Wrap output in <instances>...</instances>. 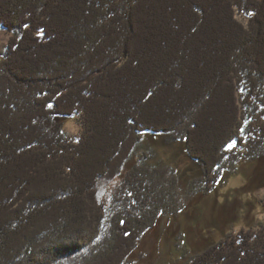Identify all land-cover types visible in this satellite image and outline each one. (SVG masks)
Segmentation results:
<instances>
[{"label":"trees","instance_id":"trees-1","mask_svg":"<svg viewBox=\"0 0 264 264\" xmlns=\"http://www.w3.org/2000/svg\"><path fill=\"white\" fill-rule=\"evenodd\" d=\"M0 29V264H130L179 200L143 160L101 200L143 132L186 144L192 196L264 154V0H0ZM188 264H264V227Z\"/></svg>","mask_w":264,"mask_h":264},{"label":"rangeland","instance_id":"rangeland-1","mask_svg":"<svg viewBox=\"0 0 264 264\" xmlns=\"http://www.w3.org/2000/svg\"><path fill=\"white\" fill-rule=\"evenodd\" d=\"M10 37L5 29H0V58ZM57 122L68 140L76 141L82 133L78 117L58 118ZM141 137L121 175L102 189L101 200L109 199L139 160L148 165L173 167L180 180L176 197L179 200L177 209L158 217L156 225L144 234L130 256V264H188L242 229L264 227V154L228 167L210 192L192 196L188 185L202 178L204 172L200 163L188 155L186 144L168 142L162 135L148 131L141 133Z\"/></svg>","mask_w":264,"mask_h":264}]
</instances>
